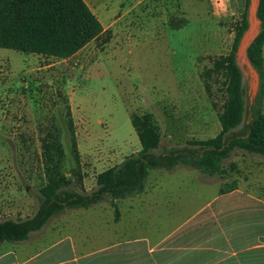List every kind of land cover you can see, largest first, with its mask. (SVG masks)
I'll use <instances>...</instances> for the list:
<instances>
[{
    "label": "rangeland",
    "instance_id": "obj_1",
    "mask_svg": "<svg viewBox=\"0 0 264 264\" xmlns=\"http://www.w3.org/2000/svg\"><path fill=\"white\" fill-rule=\"evenodd\" d=\"M84 1L103 32L70 57L0 48V220L34 212L44 181L39 138L46 132L58 134L63 173L71 172L73 180L79 179L88 191L99 171L139 149L129 122L131 113L153 115L160 134L156 152L189 139L211 137L219 129L220 79H207L206 92L200 73L211 66L213 57L228 51L243 0L227 4L215 0ZM254 7L247 5L246 21L249 18L257 29ZM262 56L264 60V50ZM237 63L245 111L234 132L243 136L255 107L259 77L244 53ZM261 109L264 112V97ZM68 118L76 159L68 138ZM255 160L264 162V157L234 149L222 162V174L206 176L178 166L170 171L149 170L146 178L159 180L163 190L177 197L176 205L190 210L201 198L214 194L217 184L229 183L231 175L246 178ZM261 173L264 182V167ZM253 189L259 190L256 185ZM97 206L110 207L108 202Z\"/></svg>",
    "mask_w": 264,
    "mask_h": 264
},
{
    "label": "trees",
    "instance_id": "obj_2",
    "mask_svg": "<svg viewBox=\"0 0 264 264\" xmlns=\"http://www.w3.org/2000/svg\"><path fill=\"white\" fill-rule=\"evenodd\" d=\"M248 2L243 0V10L233 24L228 51L213 57L211 66L200 73L206 92L209 90L207 79L212 76L220 79L223 99L216 114L219 129L213 136L189 139L181 146L156 152L160 134L153 115L150 112L131 113L129 122L139 149L99 171L95 175L94 187L85 191L79 179L74 181L71 172L67 176L61 169L63 149L58 134L46 132L39 138L44 181L36 195V208L30 216L0 220V243L21 242L62 211L89 208L101 202H108L114 218H117L115 202L143 191L149 170L170 171L181 166L211 176L223 173L222 162L234 149L264 157V112L261 109L264 97V0H258L255 11L258 31L246 47V57L259 77V90L246 134L241 136L234 132L245 111L244 88L235 50L247 26ZM102 32L100 21L84 0H0V48L64 59ZM66 127L76 159L69 118ZM230 168L236 169L235 164H230ZM233 186L231 181L221 184L218 192H227Z\"/></svg>",
    "mask_w": 264,
    "mask_h": 264
},
{
    "label": "crops",
    "instance_id": "obj_3",
    "mask_svg": "<svg viewBox=\"0 0 264 264\" xmlns=\"http://www.w3.org/2000/svg\"><path fill=\"white\" fill-rule=\"evenodd\" d=\"M257 3L248 2L254 15ZM252 163L246 178L231 175L232 189L217 184L190 210L156 178L115 202L117 218L99 204L64 210L25 240L1 242L0 264H264V162Z\"/></svg>",
    "mask_w": 264,
    "mask_h": 264
},
{
    "label": "water",
    "instance_id": "obj_4",
    "mask_svg": "<svg viewBox=\"0 0 264 264\" xmlns=\"http://www.w3.org/2000/svg\"><path fill=\"white\" fill-rule=\"evenodd\" d=\"M257 31H258V29H255L254 28L253 22L249 18H247V26H246V29L242 33V35H241V37H240V39L238 41V44L236 46V50H235V61H236V64L237 65H238V63H237L238 56L240 54H242V53H244L245 56H246V47L250 43V41L253 39V37L255 36V34L257 33Z\"/></svg>",
    "mask_w": 264,
    "mask_h": 264
}]
</instances>
